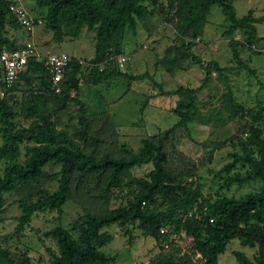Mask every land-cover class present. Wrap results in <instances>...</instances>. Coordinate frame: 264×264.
<instances>
[{"label": "trees", "instance_id": "16d2710c", "mask_svg": "<svg viewBox=\"0 0 264 264\" xmlns=\"http://www.w3.org/2000/svg\"><path fill=\"white\" fill-rule=\"evenodd\" d=\"M35 1L39 8L46 9L44 19L54 33V40L60 41L66 35L78 37L85 28L96 32V51L89 60L95 66L83 67L77 60L71 62L58 91L45 64L32 58L20 79L30 83L37 81L38 89L23 105L15 96H10L15 88L0 81V89L5 90V96L0 95V161L8 162L3 173L0 172V214L6 209V195L19 191L22 184L39 181L45 175L47 165H61L57 174L59 188L34 203L24 198L19 200L22 215L18 217V232L38 212L48 209L62 211L73 197L75 182L91 175L104 178L102 198L108 203L113 190L123 188L127 172L150 164L153 168L146 177L133 178L138 188L132 192L126 205L103 213L86 212L72 229L57 227L47 233L57 240L59 248V254L53 258L54 264H114V256L103 250L113 240V235L103 229L113 223L137 224L145 234L158 241H161L162 231L169 226L180 245L170 248L161 244L154 264H220V256L234 239H239L243 246L258 249L254 258L235 251L241 264H264V103L248 109L236 97L233 83L225 73L229 68L221 67L214 60L205 62L194 51L197 40L204 34L212 6L220 4L231 22L225 36L232 37L237 30L247 32L246 41L231 39L229 42L235 61L257 76L256 70L242 60L239 51V47H248L255 54H263L255 49L263 38L258 36L256 24L260 20L254 12L239 18L232 0H168L175 11V30L182 42L181 46L173 48L174 59L192 60L203 66L206 71L204 83L196 88L180 86L167 91L149 76L162 94L181 98L174 110L178 121L159 135L143 139L137 151L123 146L122 152H100L101 141L90 133L87 106L78 96L81 74L85 72L83 74L95 84L118 77L132 80L148 76L121 72L117 57L123 54L126 31H136L139 19L149 16L152 7H159L165 0ZM16 3L15 0H0V51L22 48L5 34L9 25L23 27L11 10ZM215 71L226 80L228 91L224 99L232 118L248 114L251 119L245 128L247 138H240L242 153H234L233 161L223 168L228 172L242 164L249 170L245 175L229 177L222 187L257 180L263 185L259 191L241 198L222 197L211 201L195 182L188 184L182 173L168 168L171 155L167 145L181 129L191 133L189 123L194 117L201 116L198 95ZM74 92H77L76 96ZM50 97L57 99L52 110H48ZM73 102L80 105L82 128L78 135L83 144L57 126V113ZM19 111L33 120L29 126L17 122ZM90 144L92 147L89 148ZM23 149L25 159L21 161ZM162 203L164 207L159 208ZM76 231H79L77 237L74 235ZM0 264L41 263H36L26 251L13 252L0 247Z\"/></svg>", "mask_w": 264, "mask_h": 264}, {"label": "rangeland", "instance_id": "374dc122", "mask_svg": "<svg viewBox=\"0 0 264 264\" xmlns=\"http://www.w3.org/2000/svg\"><path fill=\"white\" fill-rule=\"evenodd\" d=\"M15 1L26 8L35 20H41L32 33L20 26L7 27L6 36L18 46L33 44L42 55L70 53L87 60L94 57L95 31L85 28L78 37L66 35L56 41L53 31L46 26V9L39 8L35 0ZM232 1L239 18L253 11L260 20L256 26L258 36L263 40L255 49L263 54H255L248 47H239L242 60L256 70L257 76L235 61L229 42L231 39L246 41L247 32L237 30L232 37L225 36L231 22L227 20L220 4L212 6L204 34L197 40L194 51L205 62L214 60L221 67L229 68L225 73L233 83L236 97L251 110L264 103V0ZM176 20L174 9L165 0L159 7H152L149 16L139 19L136 31H126L123 54L128 57V61L124 67L119 66L121 72L131 76L148 74L145 78L130 80L118 77L95 84L88 75L83 74L85 72L81 74L78 96L87 106L90 133L101 141L98 147L100 152H122L123 146L137 151L143 139L159 135L178 121L174 110L181 98L162 94L149 76L167 91L180 86L196 88L204 83L206 71L203 66L192 60L174 59L173 48L182 45L175 30ZM37 84V81L30 83L20 79L13 86L15 90L10 96H15L20 105L27 104L37 92ZM227 91L225 78L215 71L198 95L201 116L194 117L189 123L191 133L181 129L167 145L171 155L168 168L182 173L188 184L195 182L211 201L222 197L241 198L259 191L263 185L261 180H257L243 185L234 184L230 188L222 187L229 177L245 175L249 170L247 165L238 164L231 171H223L233 161L234 153H242L240 138H247L245 128L251 122L248 114L232 118L224 99ZM73 94L76 96L77 92ZM56 103L57 99L50 97L48 110H52ZM79 109L80 105L73 102L58 112L57 126L59 130H66L70 138L83 144L78 135V130L82 128ZM32 121L19 111L17 122L20 125L29 126ZM24 154L23 149L21 161L25 159ZM7 164L6 161H0L1 173ZM152 168V165L146 164L127 172L123 188L114 189L108 203L102 198L104 178L87 176L79 183L75 182L73 197L62 211L48 209L38 212L18 232V217L22 215L19 200L24 198L34 203L59 188L57 174L61 165H47L45 175L39 181L22 184L19 191L6 195V209L0 214V247L13 252L26 251L36 263L54 264L53 258L59 254V248L57 240L47 233L57 227L72 229L73 224L86 212L103 213L126 205L132 192L138 188L133 178L146 177ZM163 207L162 203L159 208ZM103 230L113 235V240L103 250L114 256V264H154L161 244L170 248L180 245L169 226L162 231L161 241L145 234L137 224L113 223ZM74 235L77 237L79 231L74 232ZM235 251L244 252L251 258L258 253L257 248L243 246L239 239H234L220 256V264H241Z\"/></svg>", "mask_w": 264, "mask_h": 264}, {"label": "built area", "instance_id": "2783aa9c", "mask_svg": "<svg viewBox=\"0 0 264 264\" xmlns=\"http://www.w3.org/2000/svg\"><path fill=\"white\" fill-rule=\"evenodd\" d=\"M11 10L27 32H34L37 22L41 23V20H35L23 6L15 4L11 6ZM32 58H36L45 64L51 75L53 86L58 91H60V83L64 80L66 70L71 62L77 60L83 67L93 68L95 66L89 60L68 53L42 55L33 44H30L19 49H3L0 51V81L8 87H13L20 80L21 75L27 71L29 61ZM117 61L122 68L128 61V57L125 54H120ZM0 95L5 96L4 89H0Z\"/></svg>", "mask_w": 264, "mask_h": 264}, {"label": "crops", "instance_id": "0c3cea01", "mask_svg": "<svg viewBox=\"0 0 264 264\" xmlns=\"http://www.w3.org/2000/svg\"><path fill=\"white\" fill-rule=\"evenodd\" d=\"M68 54H70V53H68ZM72 55H74V54H72ZM76 56V55H75Z\"/></svg>", "mask_w": 264, "mask_h": 264}]
</instances>
